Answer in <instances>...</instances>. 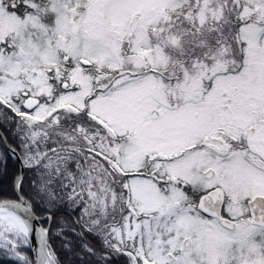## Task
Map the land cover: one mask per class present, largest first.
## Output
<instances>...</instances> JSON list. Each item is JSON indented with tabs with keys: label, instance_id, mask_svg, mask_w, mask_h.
Listing matches in <instances>:
<instances>
[{
	"label": "snow or ice",
	"instance_id": "obj_1",
	"mask_svg": "<svg viewBox=\"0 0 264 264\" xmlns=\"http://www.w3.org/2000/svg\"><path fill=\"white\" fill-rule=\"evenodd\" d=\"M0 264H264V0H0Z\"/></svg>",
	"mask_w": 264,
	"mask_h": 264
}]
</instances>
